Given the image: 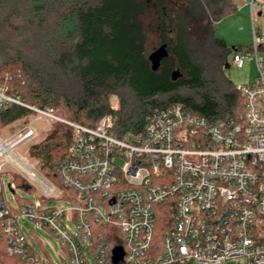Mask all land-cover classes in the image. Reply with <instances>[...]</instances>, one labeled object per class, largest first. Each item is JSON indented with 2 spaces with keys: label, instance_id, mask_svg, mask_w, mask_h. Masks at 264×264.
Returning a JSON list of instances; mask_svg holds the SVG:
<instances>
[{
  "label": "built area",
  "instance_id": "1",
  "mask_svg": "<svg viewBox=\"0 0 264 264\" xmlns=\"http://www.w3.org/2000/svg\"><path fill=\"white\" fill-rule=\"evenodd\" d=\"M245 3L252 18L264 15L263 0ZM262 45L264 35L254 33L257 75L236 86L245 105L237 117L210 121L170 105L154 109L140 131L121 135L114 115L90 128L62 119L54 107L24 103L10 92L13 77L0 74V112L18 105L35 120L72 130L70 158L59 165L54 182L18 153L38 137L35 125L0 137V238L7 255L23 264H55L43 239L34 235L38 229L53 236L56 257L67 258L68 264H91L89 255L95 264H115L117 247L124 252L118 264H222L233 259L264 264ZM248 57L250 51H234L232 65L242 70ZM113 110L119 112V102ZM118 158L124 160L122 167ZM16 176L27 182V191H37L36 200H17ZM5 179L14 205L4 200ZM51 200L72 205L48 207ZM161 211L169 226L157 245Z\"/></svg>",
  "mask_w": 264,
  "mask_h": 264
},
{
  "label": "trees",
  "instance_id": "2",
  "mask_svg": "<svg viewBox=\"0 0 264 264\" xmlns=\"http://www.w3.org/2000/svg\"><path fill=\"white\" fill-rule=\"evenodd\" d=\"M236 12L232 0H0V74L13 77L10 92L23 102L62 107L80 125L95 128L114 115L120 135L140 131L154 109L170 105L210 121L235 118L245 105L223 70L229 54L244 48L230 49L215 26ZM159 52L156 68L152 56ZM30 114L10 105L0 112V126ZM71 140V128L56 123L31 148L48 178L55 180L70 158ZM15 179L28 190L23 178ZM161 212L157 245L169 226ZM0 264H23L7 255L2 238Z\"/></svg>",
  "mask_w": 264,
  "mask_h": 264
},
{
  "label": "rangeland",
  "instance_id": "3",
  "mask_svg": "<svg viewBox=\"0 0 264 264\" xmlns=\"http://www.w3.org/2000/svg\"><path fill=\"white\" fill-rule=\"evenodd\" d=\"M242 14L243 15H240L241 23H239L236 26V31L232 30L230 32L229 30H227V32H229V33H226V36H227L226 40L228 42V47L230 49H232L233 47L239 48L240 46H242L245 51L246 50L250 51V57H248V59L246 60V66L242 70L237 69L232 65V54L234 51L232 53H230L229 56L227 57V63L229 65V68H227V67L224 68L223 75L234 86H237L240 84H248L251 81H253V79L256 77L257 68H256L255 59L252 56L253 52L251 51V47L253 45V35H254V33H256L258 36H263L262 30H264V19H261L258 16H256L255 20H254L250 16H248V18H246L245 13H242ZM227 23H228V21H227ZM225 25H227V24H225ZM217 37L220 38L219 36H217ZM259 53H260V56L264 57V53H262L261 51H259ZM218 75L219 74L215 71H211L209 73V76H211L215 79L219 78ZM118 102H119V111H121V101L119 99H115V98L112 99L111 105H112V108H114L117 106ZM56 109L59 110L62 119L70 120L68 118V114H67V111L65 109H63L62 107L61 108L58 107ZM27 124L35 125L38 128L39 135L36 139L32 140L31 142L27 143L22 148H20L18 153L21 157H25L27 159L28 165L30 167H32V169L35 172H37L40 176L47 178L49 181L54 182L52 179L48 178L45 175V173L43 172V170H42L43 161L40 159H37V158H33L31 156V148L34 145H38L42 141H44L46 139V137L49 135V133L52 132L56 123H51V122H46V121H41V120H35V115L30 114V115H28V116H26V117H24V118H22L16 122H14L13 124H11L7 127H1L0 126V137H3V138L11 137V136L15 135L20 128L24 127ZM61 125H64V124L61 123ZM28 148H29V155L26 154V150ZM116 164L119 167H122L124 164V160L122 158H118L116 161ZM4 183L6 185L4 195H3L4 200H6L9 204L14 205L15 200L13 199L11 192L8 188L9 180L5 179ZM17 194H18V196L16 197L17 200H20V198L29 199V200H36L38 197L37 191H35V192L27 191V190L20 188V187H18ZM71 205H72L71 202H67L64 200H61V201L51 200L47 204L48 207L61 206L64 208L70 207ZM35 234H36V236H39L41 239H43L44 245L42 247L49 254L51 259L53 260V263H55V264H68L67 258H64V260L62 261V260H60L59 257H56L55 253L58 252L59 250H58L56 240L53 238V236L51 234H49L46 231L38 230V229L35 230L34 235ZM28 235L30 237H32L31 234H28ZM160 236H161V234H160ZM38 249H39V247H38ZM61 256L63 257V255H61ZM89 260H90L91 264H95V261L92 259V257H90V255H89ZM222 264H244V263L241 259H233V260L225 261Z\"/></svg>",
  "mask_w": 264,
  "mask_h": 264
},
{
  "label": "crops",
  "instance_id": "4",
  "mask_svg": "<svg viewBox=\"0 0 264 264\" xmlns=\"http://www.w3.org/2000/svg\"><path fill=\"white\" fill-rule=\"evenodd\" d=\"M232 2L237 7V12L234 15H231V16L226 17L225 19L221 20L215 26L216 35L219 36L221 39H224L227 44H228V42L226 40V37H227L226 33H229V32H227V30H229L230 32L232 30L236 31V26L239 23H241L240 15H243L242 13H245L246 18H248V16H250L252 18L251 8H250V6H248L245 3V0H232ZM258 17L261 19H264V15H262L261 13L258 14ZM252 19L255 20V18H252ZM227 21H228V23H227ZM225 24H227V25H225ZM262 32H263L262 34L264 35V30H262Z\"/></svg>",
  "mask_w": 264,
  "mask_h": 264
},
{
  "label": "water",
  "instance_id": "5",
  "mask_svg": "<svg viewBox=\"0 0 264 264\" xmlns=\"http://www.w3.org/2000/svg\"><path fill=\"white\" fill-rule=\"evenodd\" d=\"M164 57V55L162 53H156L152 56V59L154 61L155 67L157 68L159 65V62L161 61V59ZM227 68H229V65H227ZM114 257H113V261L115 264H118L120 261H122L123 257H124V252L123 249L121 247H117L114 249Z\"/></svg>",
  "mask_w": 264,
  "mask_h": 264
}]
</instances>
